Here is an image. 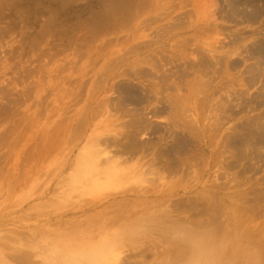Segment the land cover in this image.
I'll use <instances>...</instances> for the list:
<instances>
[{
	"label": "rangeland",
	"instance_id": "1",
	"mask_svg": "<svg viewBox=\"0 0 264 264\" xmlns=\"http://www.w3.org/2000/svg\"><path fill=\"white\" fill-rule=\"evenodd\" d=\"M0 264H264V0H0Z\"/></svg>",
	"mask_w": 264,
	"mask_h": 264
},
{
	"label": "bare ground",
	"instance_id": "2",
	"mask_svg": "<svg viewBox=\"0 0 264 264\" xmlns=\"http://www.w3.org/2000/svg\"><path fill=\"white\" fill-rule=\"evenodd\" d=\"M123 2V1H122ZM148 46V45H147ZM141 49V48H140ZM124 93H125V95H126V98L130 101V102H135V103H139L138 102V100H140V99H137L138 97H136L135 98V95L136 94H133V93H131V92H129L128 90H124ZM163 111V110H162ZM146 131V130H145ZM255 136V135H254ZM257 141L259 140V139H256ZM256 142V141H255ZM135 143V142H134ZM260 143V142H259ZM263 143V142H262ZM262 143H260V144H262ZM241 144V143H240ZM247 144V143H246ZM257 144V143H256ZM260 144H258V145H260ZM243 145V144H242ZM250 145V144H249ZM263 145V144H262ZM236 146L237 147H239L240 145L238 144V143H236ZM261 146V145H260ZM244 147V146H243ZM254 147V146H253ZM176 149V148H175ZM183 149V148H182ZM171 150V149H170ZM240 151H241V149H240ZM239 151V152H240ZM162 152V151H161ZM171 153H172V151H170ZM241 153V152H240ZM171 156V155H170ZM174 156V155H173ZM245 159V158H244ZM110 161V160H109ZM161 170V169H160Z\"/></svg>",
	"mask_w": 264,
	"mask_h": 264
}]
</instances>
